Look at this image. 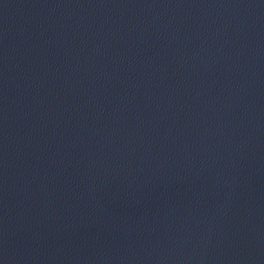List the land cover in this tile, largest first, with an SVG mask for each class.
<instances>
[{
  "label": "water",
  "instance_id": "water-1",
  "mask_svg": "<svg viewBox=\"0 0 264 264\" xmlns=\"http://www.w3.org/2000/svg\"><path fill=\"white\" fill-rule=\"evenodd\" d=\"M0 264H264V0H0Z\"/></svg>",
  "mask_w": 264,
  "mask_h": 264
}]
</instances>
